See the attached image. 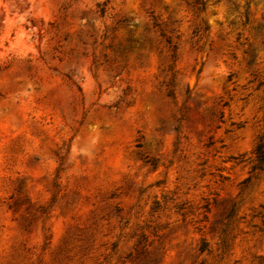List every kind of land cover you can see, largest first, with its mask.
<instances>
[{"label":"rangeland","instance_id":"obj_1","mask_svg":"<svg viewBox=\"0 0 264 264\" xmlns=\"http://www.w3.org/2000/svg\"><path fill=\"white\" fill-rule=\"evenodd\" d=\"M0 0V264H264V0Z\"/></svg>","mask_w":264,"mask_h":264},{"label":"trees","instance_id":"obj_2","mask_svg":"<svg viewBox=\"0 0 264 264\" xmlns=\"http://www.w3.org/2000/svg\"><path fill=\"white\" fill-rule=\"evenodd\" d=\"M197 2L202 3L201 0H196ZM255 153V167L263 168L264 167V133L259 137L258 142L254 149Z\"/></svg>","mask_w":264,"mask_h":264}]
</instances>
